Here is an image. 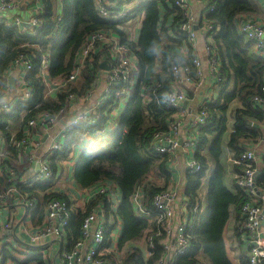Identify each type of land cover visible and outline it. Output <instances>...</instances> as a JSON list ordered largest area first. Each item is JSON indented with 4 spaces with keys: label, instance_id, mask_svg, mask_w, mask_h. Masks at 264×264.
Wrapping results in <instances>:
<instances>
[{
    "label": "built area",
    "instance_id": "obj_1",
    "mask_svg": "<svg viewBox=\"0 0 264 264\" xmlns=\"http://www.w3.org/2000/svg\"><path fill=\"white\" fill-rule=\"evenodd\" d=\"M43 1L0 0V25L14 27L22 35L35 37L39 27L43 24L41 19L44 10ZM93 1L98 15L102 19L112 20L126 18L139 4L135 2L129 6L124 0ZM201 1L205 3L207 12L200 19H195L189 13L190 7L187 0H174V6L185 17L184 22L177 27V34L185 42L187 55L191 56V68L186 65L171 67L173 81L170 90L157 99L161 109L172 112L171 120L168 130L156 133L152 140L154 152L168 158L169 168H172V165L179 160V156L193 155V158L183 162L186 177L202 171L201 164L194 158L200 144L199 132L211 122L207 107L215 102L211 95L219 93L222 78L221 63L216 45H214L216 33L207 21V16L214 11L217 0ZM22 7L29 11L27 19L19 14ZM57 21H61V14L57 16ZM123 27L117 26L116 28L124 29ZM238 31L250 47L260 55H264V24L253 21L247 15H241L238 17ZM199 35L205 39L202 48H198L196 44ZM127 40L131 41L129 35ZM134 60L137 61L134 51L122 43L120 37L112 30L96 31L88 35L77 55L76 65L65 77L47 80L48 57L42 56L40 70L46 87V95L55 96L58 93H67L68 103L76 101L88 103L70 120H65L67 122L64 123L58 139L52 141L45 151V156L37 157L33 151L30 152L31 130L38 126L51 129L58 122L63 111L59 114L38 113L35 118L27 122V134L17 140L15 138L11 140L15 155L25 157L31 164V174L28 180H24L19 178L13 169L3 171L0 168L1 176L7 178L9 184L5 190H0V209L4 206L6 199L13 196H17V204L23 207L26 213L35 208V196L27 190L20 191L18 186L21 184L26 188H31L54 178L50 159L63 150L70 128L83 125L92 127L95 129L93 139L105 138L116 128L111 117L124 98L129 96L136 86L135 75L138 74V66L134 64ZM103 63L106 69L100 68ZM92 68L94 71L89 88L76 92L73 85L82 79L84 81V71ZM31 69L30 59L20 56L15 59L12 68L5 73L4 84L0 85V117L8 113L17 102H27L31 98L32 88L25 81V76ZM14 72L19 75L18 92L10 98L6 96L9 91L7 80ZM188 86L191 87V98L186 93ZM205 90L206 94H204ZM96 92H99L97 96H95ZM149 99L145 96L146 102ZM189 101L196 102V107L188 110L186 105L183 108L184 103L187 104ZM249 105L252 110L264 116V85L260 92L250 99ZM102 116L107 117L103 128L98 124ZM248 127L250 131L248 137L239 141L238 157L228 160L234 167L235 189L243 197L237 204L239 218L235 227V235L247 250V264H264V119L250 121ZM70 156L68 154L64 162ZM37 165L38 171H36ZM150 179L148 175L134 188L129 197V203L134 215L146 221L147 224H154L155 236L161 237L158 246L163 256L155 264H178L180 259L190 253L189 232L199 211V205H191L193 200L186 193L184 182L181 185L180 183L168 185L156 192L150 198V208H148L145 188ZM92 186L79 190L86 201L83 208H78L76 202L69 198L48 200L41 227L35 232L24 231L28 236V247L34 249L49 241L64 240L72 218L80 212L82 221L79 239L70 249L61 250L56 259L60 264H112L110 258L113 257V251L110 246L111 239L106 217L108 214L115 215L122 201V193L120 191L121 198L119 199L118 186L105 180L98 181ZM99 197H103L106 204L102 201L92 208L87 207V204ZM10 226V223L4 224L0 220V238L4 230L9 229ZM119 226L120 221L115 220L114 228L118 229ZM86 242L89 246L83 251L82 247ZM144 243L143 253L147 260L153 255V237H149L147 233ZM18 251L20 252L21 249ZM0 256L2 259L1 249ZM234 263L237 264L235 258Z\"/></svg>",
    "mask_w": 264,
    "mask_h": 264
},
{
    "label": "trees",
    "instance_id": "obj_2",
    "mask_svg": "<svg viewBox=\"0 0 264 264\" xmlns=\"http://www.w3.org/2000/svg\"><path fill=\"white\" fill-rule=\"evenodd\" d=\"M43 6V24L35 37L22 35L14 27L0 25V85L4 84L3 77L12 68L16 58L27 57L32 68L25 76V81L32 88V96L27 102H17L8 113L0 117L1 132L9 138L5 123L7 119L19 123L22 129L40 112L59 114L66 110L67 93L46 95L40 70L43 55L48 57V77H65L76 65L77 55L88 35L102 30L114 31L122 43L134 51L138 66L137 84L129 95V102L117 121L113 135L107 139H94L85 146L74 168L73 178L81 188L90 187L101 180L118 186L122 193V201L116 211L123 226L120 245L139 239L147 230L151 231L148 236L153 237L154 244L153 255L149 259L146 260L143 251L135 247L126 251L121 264H155L163 256L158 246L161 237L155 236L154 224H147L134 215L129 197L134 188L151 172H157L164 187L155 186L152 182L146 183L145 195L147 206L150 208V198L164 189L170 178L168 158L154 152L152 140L156 133L168 130L171 120L172 112L161 109L157 103V99L170 90L173 81L171 67L186 65L191 68V56L182 57L178 54L184 40L178 37L177 27L184 22L185 17L174 6V0H139V4L126 18L117 20L102 19L93 0H62L60 22L57 21L51 0H44ZM256 10L252 0H217L214 11L207 16V21L216 33L214 45L221 63L222 78L218 98L207 107L211 122L200 130L202 135L199 137V151H206V131L214 125L222 127L226 123V115L235 101L240 104V108L237 107L231 112L233 126L227 143L235 157H238L240 152L239 141L246 139L250 133L249 122L264 119L262 113L252 110L249 105L250 99L258 94L264 85V63L251 59L245 50L250 45L238 31V17L254 14ZM133 19L141 21L137 45L127 40L123 29L116 28L126 26ZM167 25L178 40L167 37ZM165 39L169 40V43L164 44ZM93 71L92 68L83 73L86 88L91 84ZM230 81H233V89L230 93H225ZM145 96L150 98L148 102L145 101ZM105 119L107 117L104 116L99 119L101 128L105 126ZM94 130L86 125L70 128L63 150L50 159L52 169L56 168V159L67 158L83 136L87 134L93 138ZM21 136L22 133L15 139ZM9 152L15 155L13 148ZM211 155L215 168L208 183L211 211L206 218H201L202 209L198 195L207 167L203 156L198 153L194 156L201 164L202 171L187 176L186 193L193 200L191 205H199V211L189 232L190 253L178 261V264H201L198 260L200 255H204L209 264H230L225 255L222 233L230 217V210L243 197L236 191L230 192L224 185L225 170L219 159L221 150H214ZM0 168L3 171L9 169L4 164ZM4 180L8 186L7 178ZM48 185L49 182L36 184L25 188L24 191L32 194L34 189L44 190ZM18 187L21 191L20 185ZM102 201L106 204L105 199L99 197L87 207L92 208ZM81 221L82 214L79 212L69 224L68 232L72 244L80 237Z\"/></svg>",
    "mask_w": 264,
    "mask_h": 264
},
{
    "label": "crops",
    "instance_id": "obj_3",
    "mask_svg": "<svg viewBox=\"0 0 264 264\" xmlns=\"http://www.w3.org/2000/svg\"><path fill=\"white\" fill-rule=\"evenodd\" d=\"M51 1L53 8L55 9V13L58 15L60 13L59 0H51ZM187 1L190 7L189 13L193 15L195 19H200L201 16L207 12L205 3L203 1L201 0H187ZM252 1L255 3L257 10L254 14H247V17L260 24H264V0H252ZM135 2H139V0H136ZM135 2H133L132 0L131 4H135ZM28 12H29L28 9L22 7L19 14L21 17L27 19V16L29 15ZM11 14L13 15L15 13H11ZM134 20L135 19H133L131 23H128L125 26L127 27V30L124 31L127 36L129 35V38L131 39L130 43H134L135 45H137L141 21L133 22ZM137 25H139V29L136 27ZM166 33L168 34L167 37L169 39L178 40L173 30L170 29L168 25L166 26ZM196 42H197L196 43L197 47L202 48L203 44L205 43V39L201 35H199ZM163 43L167 44L169 43V40L165 39ZM245 50H247L253 61L264 63V55H260L259 53H257L254 50V48L248 46L245 48ZM178 54L182 57H187L185 42L183 45H181L180 49L178 50ZM134 64L137 65L136 60H134ZM11 77L15 78V87L14 89L9 88V91L6 96L10 98L15 96L18 92L17 81L19 79V75L17 72L12 73L8 77L7 83L9 82ZM135 78L137 79V74L135 75ZM46 79L49 80L50 78H48L47 76ZM84 83L85 82L82 79L76 82L73 85V88H75L76 92L88 89L84 87ZM232 89H233V81L232 82L230 81V84L226 88L225 93H230ZM98 93L99 92H96L95 96H97ZM186 93L191 98V87L188 86L186 88ZM206 93L207 91L205 90L204 94ZM214 95L215 94L211 95L213 99H214ZM87 103L88 102L79 103L77 101L67 103L66 110L63 112V114H61V116L59 117L60 119L51 129H43L40 126H38L35 129H32L31 137H30L31 144L29 147L30 152L33 151L37 157L45 156V151L52 144V141L58 139V135L64 123L67 122L65 120H70L75 113H78L82 109H84L87 106ZM186 105L189 110L196 107L197 104L196 102L193 103L189 101V103H187ZM234 105H236L235 108L237 107L240 108V104L238 102L235 103ZM119 107L121 106L119 105ZM184 107L186 106L183 105V108ZM118 108L114 111L111 117L115 126H117V121L120 118V116L118 115ZM5 121L7 125L6 131H8L7 135H9V138L3 136L1 132L2 129L0 128V137H2V141H0V166L4 164L5 167L13 169L18 174L19 178L28 180L31 174V167H30L31 164L27 161L25 157L12 155L9 152L12 149L11 140L14 139L20 133H22V136L26 135L28 131L26 127L21 129V125L19 123L13 122L12 120L9 119ZM230 126H233V119L230 121ZM231 132H232V128H231ZM113 133L114 130L111 133L107 134L106 137L102 139H107L108 137L113 135ZM201 135L202 134L200 131L199 137H201ZM93 140L94 139L91 138V136H88L86 134L81 138L80 142L72 148L71 152L69 153V155L71 156L67 161L64 162V159H56L57 160L56 168L53 169L54 178L51 181H49L48 187L44 190L34 189L32 192V195H34L36 198L35 200L36 205L32 211L26 213L25 209L17 204V196H13L6 199L4 206H2L0 209L1 210L0 220L4 224L10 223L11 226L9 229L4 230L0 238V249L2 255V259L0 256V264H60L59 261L56 259L57 254L61 250L70 249L73 246V244L71 243V238H69L68 230H67V236L64 240L49 241L43 246L34 249H28L27 252H24V250L22 249L23 247L29 246L28 236L24 231L35 232L41 227V225L43 224V219L45 214V206L47 201L50 199L55 198V199L65 200L66 198H69L73 202H76L78 208L84 207L86 201L84 200V197L79 193L81 187L78 186L77 183L75 182L73 178V173L76 163L79 159V158L76 159L78 153V147H80L83 144V142H87L89 144ZM196 153H198L199 155L203 156L206 159L207 167L205 169L204 175L207 177L210 174L212 175L213 170L215 168V164L210 160L211 158L209 157L207 151L204 150L199 151L197 148ZM226 154H227L226 161L229 159L236 158L234 156L235 153L229 148L226 149ZM191 157L193 158L192 154L190 156L186 155L184 157L179 156V160H177L172 165V168H169L168 165V169L170 171V178L167 183V186L175 183H180L181 185L185 182V187H186L187 177L185 176L183 170V162L190 159ZM34 170H35V165H34ZM224 170H225L224 185L230 192H235L236 189L233 183L234 167L233 166L227 167V165H224ZM1 175L2 174L0 173V190H5L8 186H6V181ZM156 176H157L156 182H163L162 178L159 176L158 173L156 174ZM151 180L152 179H150L149 182H151ZM153 184L158 187L161 186V184L159 183H153ZM20 188L22 191L26 187L20 184ZM200 202L202 209L203 203L201 200ZM178 214L179 213H177V215ZM201 215H204L205 218L206 216L205 208L202 209ZM177 217H179V215ZM201 218L203 219V216H201ZM238 218H239V213L237 211V205H236L235 207H232V209L230 210V217L222 233L224 250H225L226 258L230 264H235L234 258L236 259L237 264H247V250L244 247V245L238 241L235 235V227L237 225ZM115 220L120 221V226L118 227V229L114 228ZM106 222L108 223V230L110 233V239H111L110 246L112 247V251H113V257L110 258L112 264H120V262L123 260V258L126 255V251L127 250L129 251L130 248L132 249L137 247L140 250L144 251L145 249L144 238L148 233V230L145 231L139 239L129 242L127 244H123L121 246L120 238L123 231V226L121 219L117 215V212H115V215L108 214L106 217ZM88 246L89 243L86 242L83 245L82 250L85 251ZM19 249H21L20 252L18 251ZM181 260L182 259H180V261ZM198 260L204 261L203 264H209L204 255L198 256Z\"/></svg>",
    "mask_w": 264,
    "mask_h": 264
},
{
    "label": "rangeland",
    "instance_id": "obj_4",
    "mask_svg": "<svg viewBox=\"0 0 264 264\" xmlns=\"http://www.w3.org/2000/svg\"><path fill=\"white\" fill-rule=\"evenodd\" d=\"M125 4H127L129 6L132 5L131 2H129V1L128 2L125 1ZM59 7L62 10V7H63L62 6V0H59ZM59 14L62 15V13H59ZM58 15L56 14V16H58ZM137 21L138 20H134L133 22H137ZM136 27L139 29V25H137ZM123 28H124L123 30H125V31L127 30V27L124 26ZM138 32H139V30H138ZM136 84H137V82H136ZM133 88H134V86H133ZM218 96H219L218 93H215L214 99L216 100L218 98ZM129 99H130L129 96L125 97L124 100L122 101L121 105H120L121 107H119V106H118L119 108L117 107L118 108V115L120 117L123 114V111L125 110L128 102H129ZM235 103H237V102H235ZM234 104L229 108V115H226L227 116L226 123L222 127H219L218 124L214 125L209 130H207L205 133L206 140H207L205 150L207 151L209 157H212V155H211L212 151L220 149L221 155H220L219 159L221 160V164L227 165V167L232 166L228 160L226 161V157H227L226 149H228L227 143H228L231 128H232V126H230V121L233 119V114L231 115V112L233 111V109H235V106H236ZM87 144H88L87 142H83V144L80 147H78V153H77L76 159L80 157L82 150L85 148V146ZM210 160L212 162H214V160L212 158ZM209 170H208V172H209ZM156 173L151 172L149 174V177L152 179L151 182L152 183H159V184H161V186H159V187H164L163 182H156V178H157ZM210 177H211V174L208 177L204 175V178L202 179L203 186L201 185L199 192H198L199 198L203 203L202 209L205 208V215H206L205 218L210 214V211H211L210 202H209V199H210L209 198V189H208V183H209ZM117 196L119 199L121 198L120 190H118ZM202 216L204 218V215H202ZM22 249L25 252H27L28 249H30V248L29 247H23ZM200 263L203 264L204 261H200Z\"/></svg>",
    "mask_w": 264,
    "mask_h": 264
},
{
    "label": "water",
    "instance_id": "obj_5",
    "mask_svg": "<svg viewBox=\"0 0 264 264\" xmlns=\"http://www.w3.org/2000/svg\"><path fill=\"white\" fill-rule=\"evenodd\" d=\"M196 29H197V27H195ZM100 68H104V69H106V65H105V63H103V64H101L100 65ZM8 85H9V88L10 89H14V87H15V78H13V77H11L10 78V80H9V82H8ZM184 106H186V103H184ZM38 165L36 166V171H38Z\"/></svg>",
    "mask_w": 264,
    "mask_h": 264
}]
</instances>
